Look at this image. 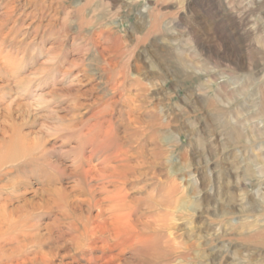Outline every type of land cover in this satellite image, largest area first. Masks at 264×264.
<instances>
[{
	"label": "rangeland",
	"instance_id": "374dc122",
	"mask_svg": "<svg viewBox=\"0 0 264 264\" xmlns=\"http://www.w3.org/2000/svg\"><path fill=\"white\" fill-rule=\"evenodd\" d=\"M21 2L0 0V264H264V0Z\"/></svg>",
	"mask_w": 264,
	"mask_h": 264
},
{
	"label": "bare ground",
	"instance_id": "6f19581e",
	"mask_svg": "<svg viewBox=\"0 0 264 264\" xmlns=\"http://www.w3.org/2000/svg\"><path fill=\"white\" fill-rule=\"evenodd\" d=\"M3 3H4V5L6 6V10L4 11V10H2L3 12L1 13L3 16H7L8 14H14V13H19L21 16H19V17H23L24 15H26L27 14V12H26V14H25V12L23 11V9H21L20 11L21 12H18L17 11V6H20V4L22 3L21 2V0H1ZM27 1V0H26ZM35 1H37V0H35ZM46 1V0H45ZM25 2V1H24ZM17 3V4H16ZM52 3V2H51ZM49 4L48 6L50 7V8H53V5L52 4ZM46 4V3H45ZM86 4V3H85ZM26 5H27V2H26ZM37 5V4H36ZM57 5V4H56ZM22 6L24 7L25 5L24 4H22ZM38 6V5H37ZM36 6V7H37ZM42 6V5H41ZM44 6V5H43ZM42 6V8L41 9H39V10H41V12H42V9H45L46 7H43ZM40 7V6H39ZM63 7V6H62ZM89 7V6H88ZM31 8H32V6H31ZM61 8V6L59 5V7H56V11H58L59 9ZM30 10V9H29ZM54 10V11H55ZM28 11V10H27ZM32 11V10H31ZM40 12V13H41ZM32 13H29V15H31ZM41 15V14H40ZM56 15V14H55ZM55 15H53L54 17H57V15L55 16ZM68 15V14H67ZM37 17V16H36ZM41 17V16H40ZM44 17V16H43ZM64 18V17H63ZM48 21H49V19H48ZM52 21V20H51ZM53 21H55V20H53ZM62 21V20H61ZM91 21V20H90ZM85 22H86V20H85ZM89 22V20L87 21V23ZM52 23V22H51ZM54 23V22H53ZM82 23H83V21H82ZM156 24V23H155ZM55 25H57V24H55ZM53 28V27H52ZM156 28V27H155ZM157 29V28H156ZM116 32V31H115ZM100 34H101V37L103 38V39H105L106 41L107 40H111V39H113L111 36L112 35H114L115 36V34H112V32L111 31H104V30H102L101 32H100ZM94 36V35H93ZM93 38V37H92ZM97 38V37H96ZM98 39V38H97ZM100 40V39H99ZM92 40L90 39V45H91V42ZM123 42H124V40H123ZM97 44V43H96ZM96 44H95V46H96ZM112 44L113 45H116L117 46V49H116V46L114 47V49H116L117 50V52H118V48H120L122 45H121V39L120 38H118L117 36H115V39H113L112 40ZM123 44V43H122ZM100 45V44H99ZM85 47H86V45H85ZM88 47H89V45H88ZM98 47V46H97ZM111 47V46H110ZM99 48V47H98ZM108 48H104L102 51H99V53H100V55L102 56H104V52L107 50ZM107 52V51H106ZM102 56V57H103ZM81 157H84V155H82ZM82 158H80L79 160H78V162L77 163H81L82 161ZM78 167V166H77ZM79 168V167H78ZM81 170L82 171H86V172H88V171H90L91 169H84V167H81ZM111 172H112V174H111V176H115V175H117V171L116 170H111ZM65 192V191H64ZM57 194V193H56ZM59 194H60V192H59ZM58 194V195H59ZM55 195V194H54ZM57 196V195H56ZM55 197V196H54ZM63 197H68V193L66 194H64V196ZM59 199V197H55V200L57 201ZM62 199V198H61ZM67 199V198H66ZM60 200V199H59ZM110 200L112 201L111 202V204H110V214H109V216H111L112 217V219H113V223H116V224H121V223H123V221H124V217H123V215H122V212H121V209H120V200L119 199H116L115 200V198H113V197H111L110 198ZM61 201V203H63L62 201L63 200H60ZM57 203H59L58 201H57ZM59 205V204H58ZM113 226H114V224H112ZM109 226V225H108ZM120 226H122V225H120ZM1 243V242H0ZM1 253H2V251H1ZM7 261V260H6ZM6 264V263H5Z\"/></svg>",
	"mask_w": 264,
	"mask_h": 264
}]
</instances>
